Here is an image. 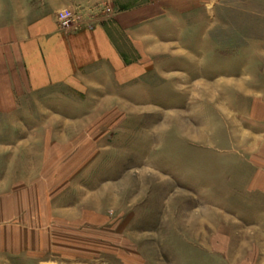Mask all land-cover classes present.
Instances as JSON below:
<instances>
[{
    "label": "rangeland",
    "instance_id": "374dc122",
    "mask_svg": "<svg viewBox=\"0 0 264 264\" xmlns=\"http://www.w3.org/2000/svg\"><path fill=\"white\" fill-rule=\"evenodd\" d=\"M211 7L162 21L155 50L131 55L146 67L133 85L54 87L0 117L12 264H264V126L242 100L256 6ZM96 10H60L59 27Z\"/></svg>",
    "mask_w": 264,
    "mask_h": 264
},
{
    "label": "crops",
    "instance_id": "0c3cea01",
    "mask_svg": "<svg viewBox=\"0 0 264 264\" xmlns=\"http://www.w3.org/2000/svg\"><path fill=\"white\" fill-rule=\"evenodd\" d=\"M210 1L212 16L218 20L214 5L220 0ZM249 2L256 8L247 17L252 29L248 35L244 30V37L253 46L249 62L256 72L253 88L244 81L243 113L263 128L264 0ZM186 5L187 0H0V117L16 112L20 100H32L54 87L101 94L106 93L109 79L133 85L146 67L134 63L131 55L155 50L151 47L153 40L159 43V24L170 17L181 19ZM79 6L98 9L89 18L92 24L79 31L61 30L59 11ZM258 182L264 191L262 172ZM7 210L0 205V264H12V255L17 254Z\"/></svg>",
    "mask_w": 264,
    "mask_h": 264
},
{
    "label": "built area",
    "instance_id": "2783aa9c",
    "mask_svg": "<svg viewBox=\"0 0 264 264\" xmlns=\"http://www.w3.org/2000/svg\"><path fill=\"white\" fill-rule=\"evenodd\" d=\"M90 12H92V10L90 9ZM108 12L110 13L111 10H108ZM73 13L70 10L67 11H63L59 14V21L62 24V27L65 28H69L71 27L70 24L71 22H73Z\"/></svg>",
    "mask_w": 264,
    "mask_h": 264
}]
</instances>
